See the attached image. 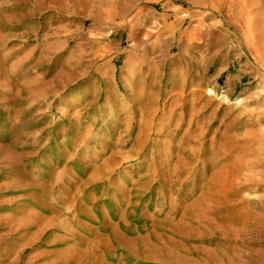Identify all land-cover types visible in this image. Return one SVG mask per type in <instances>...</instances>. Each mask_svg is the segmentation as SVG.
<instances>
[{
  "label": "rangeland",
  "instance_id": "obj_1",
  "mask_svg": "<svg viewBox=\"0 0 264 264\" xmlns=\"http://www.w3.org/2000/svg\"><path fill=\"white\" fill-rule=\"evenodd\" d=\"M0 264H264V0H0Z\"/></svg>",
  "mask_w": 264,
  "mask_h": 264
}]
</instances>
